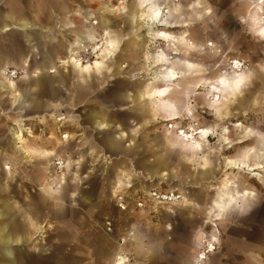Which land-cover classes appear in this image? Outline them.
<instances>
[{"label": "clouds", "instance_id": "9594fccd", "mask_svg": "<svg viewBox=\"0 0 264 264\" xmlns=\"http://www.w3.org/2000/svg\"><path fill=\"white\" fill-rule=\"evenodd\" d=\"M57 249L264 264V0H0V264Z\"/></svg>", "mask_w": 264, "mask_h": 264}, {"label": "crops", "instance_id": "0c3cea01", "mask_svg": "<svg viewBox=\"0 0 264 264\" xmlns=\"http://www.w3.org/2000/svg\"><path fill=\"white\" fill-rule=\"evenodd\" d=\"M58 251V252H57ZM53 257L45 256H36L29 253H22L18 256L20 264H24L27 261V264H51L52 261H55V264H63L65 257L61 254L60 249H57Z\"/></svg>", "mask_w": 264, "mask_h": 264}, {"label": "rangeland", "instance_id": "374dc122", "mask_svg": "<svg viewBox=\"0 0 264 264\" xmlns=\"http://www.w3.org/2000/svg\"><path fill=\"white\" fill-rule=\"evenodd\" d=\"M257 219H259V217H257ZM58 252V251H57Z\"/></svg>", "mask_w": 264, "mask_h": 264}]
</instances>
